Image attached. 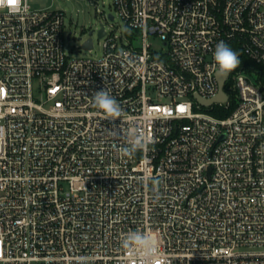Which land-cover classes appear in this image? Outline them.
<instances>
[{"label": "built area", "instance_id": "obj_1", "mask_svg": "<svg viewBox=\"0 0 264 264\" xmlns=\"http://www.w3.org/2000/svg\"><path fill=\"white\" fill-rule=\"evenodd\" d=\"M115 7L141 45L103 22V55L74 58L65 12L0 0V264H138L137 230L155 264H264V0ZM220 41L241 62L226 76ZM101 89L121 118L93 106Z\"/></svg>", "mask_w": 264, "mask_h": 264}, {"label": "rangeland", "instance_id": "obj_2", "mask_svg": "<svg viewBox=\"0 0 264 264\" xmlns=\"http://www.w3.org/2000/svg\"><path fill=\"white\" fill-rule=\"evenodd\" d=\"M33 9L60 10L65 12V46L66 53L74 58H99L104 53L105 38L99 36L98 30L101 23H105L106 30L110 35H121L125 37L122 41L133 40L137 46L141 45V38L137 33L128 30L122 17L117 13L115 0H29ZM110 14L116 18L114 20L104 18ZM93 30L92 35L90 31ZM70 34V38L68 35ZM92 37L94 47L92 50L85 48L84 43ZM153 48L162 49L163 43L159 38L149 37ZM251 81L257 82V74H251ZM233 91L235 85L230 84Z\"/></svg>", "mask_w": 264, "mask_h": 264}, {"label": "clouds", "instance_id": "obj_3", "mask_svg": "<svg viewBox=\"0 0 264 264\" xmlns=\"http://www.w3.org/2000/svg\"><path fill=\"white\" fill-rule=\"evenodd\" d=\"M214 61L218 71L223 75H228L240 65L239 54L225 42L220 41L213 53ZM93 106L105 113L111 120L119 119L123 116V109L119 102L106 89H101L92 95ZM146 147V137L137 132L133 135L127 146L120 150L124 155H132L138 150ZM153 184H159L156 177H146ZM122 246L131 252L133 256L139 257L138 264H155L160 255L159 242L157 238L149 233L133 231L127 233L122 241Z\"/></svg>", "mask_w": 264, "mask_h": 264}, {"label": "water", "instance_id": "obj_4", "mask_svg": "<svg viewBox=\"0 0 264 264\" xmlns=\"http://www.w3.org/2000/svg\"><path fill=\"white\" fill-rule=\"evenodd\" d=\"M109 17L111 19H113V15L110 14ZM93 33V30L90 31V35H92ZM98 33H99V36H104L105 35V28H104V23H101V27L100 29L98 30ZM84 47L85 48H88V49H91L93 47V39L92 37L90 36L84 43ZM224 79H221V83L223 82ZM200 102H202L203 104H210L211 102H213L214 100H204L203 98L201 97H197ZM226 98V94L224 92H221V94L216 98V100H225Z\"/></svg>", "mask_w": 264, "mask_h": 264}, {"label": "trees", "instance_id": "obj_5", "mask_svg": "<svg viewBox=\"0 0 264 264\" xmlns=\"http://www.w3.org/2000/svg\"><path fill=\"white\" fill-rule=\"evenodd\" d=\"M256 68L259 69V70H261V71H264V66H258V65H256Z\"/></svg>", "mask_w": 264, "mask_h": 264}, {"label": "snow or ice", "instance_id": "obj_6", "mask_svg": "<svg viewBox=\"0 0 264 264\" xmlns=\"http://www.w3.org/2000/svg\"><path fill=\"white\" fill-rule=\"evenodd\" d=\"M9 3H15V0H9Z\"/></svg>", "mask_w": 264, "mask_h": 264}]
</instances>
